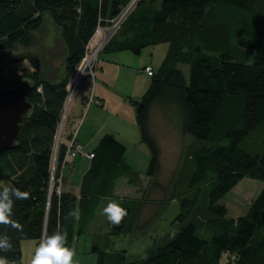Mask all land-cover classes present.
Segmentation results:
<instances>
[{
  "label": "trees",
  "instance_id": "16d2710c",
  "mask_svg": "<svg viewBox=\"0 0 264 264\" xmlns=\"http://www.w3.org/2000/svg\"><path fill=\"white\" fill-rule=\"evenodd\" d=\"M132 1L0 0V53L26 47L41 30L44 15L60 30L66 50L62 79L58 74L46 79L41 62L28 59L32 71L24 81L30 86L26 100L32 109L14 145L0 157V187L12 184L30 193V199L15 201L13 207L12 219L23 230L0 225V233H7L13 245L12 252L0 255L13 264H22V242L39 244L57 230L67 231V246L73 248L100 200L113 196L118 180L138 184V173L124 161L125 147L105 135L91 152L79 199L49 190L52 158L56 156L54 181L64 165L66 148L59 144L55 150V135L69 77L96 29L111 26ZM158 45H167L165 58L152 69L141 100L128 101L140 143L149 152L146 177L156 178L160 170L161 153L151 131L155 108L171 112L179 132L199 143L184 179L189 194L176 198L179 213L171 222L172 237L154 242L132 262H127L126 251L107 253L93 245L95 264H221L224 254L228 264H264V188L235 220L219 205L245 178L264 183V0H137L100 53L139 56ZM11 64L3 65L2 88H11L3 77ZM183 66L189 70L187 81ZM141 204L122 200L119 205L127 216L119 227L107 221L108 235L145 231L136 225ZM74 209L79 220L68 216Z\"/></svg>",
  "mask_w": 264,
  "mask_h": 264
},
{
  "label": "rangeland",
  "instance_id": "374dc122",
  "mask_svg": "<svg viewBox=\"0 0 264 264\" xmlns=\"http://www.w3.org/2000/svg\"><path fill=\"white\" fill-rule=\"evenodd\" d=\"M25 1H28L29 4L31 3V0ZM136 1L137 0H133L130 5L123 11V13L128 11L130 7H134ZM132 10L133 8L130 9L127 13H130ZM118 20L119 18L116 19V22ZM119 27L120 25L117 26L116 31L119 29ZM111 28L112 27H110L109 29L108 27L103 28V32L101 33V35H107L110 32ZM39 29L41 30L35 31L33 33V37L30 38V42L26 47H16V49L11 53L5 54V63L12 61V64L7 65L6 69L4 70L3 77L5 79L6 86L13 88L24 80L28 81L27 76H29L30 72L32 71V66L28 59L34 61L38 60L39 62H41V66L45 73L44 76L48 80L54 79L53 77H55V75L57 74L61 79L64 76L63 60L65 58V49L63 48L62 40L60 38V30L54 26L52 20L47 15L43 16V22ZM98 39L100 38L94 37L92 41L93 44L90 49L91 52L94 50L96 45H98V42L100 41ZM161 49H165V47L163 46V48ZM150 51V48H146L144 49V51H142V54L140 56H134L128 52L127 53L132 57L133 61L143 59L145 64L152 63L153 67L157 69L158 65L156 64V62L161 59H157V56H155V60L153 61L149 56L151 53ZM100 54L101 53L99 51L98 58ZM89 55L90 54H88V56ZM84 56L81 61H83ZM159 62L160 61H158V64ZM180 70L182 71L187 81L189 78L188 67H180ZM148 80L150 79L148 78ZM86 81L91 82V84L94 83L93 80L89 78H87ZM140 100L141 98L137 101ZM68 111L69 109L65 114V122L61 134L59 135L60 138L56 139L55 136V150H57L58 142L59 144H63L62 136L65 129ZM176 119L175 117H173V114L171 112H168L161 108H155L153 110L151 117V131L157 141L161 153L159 173L156 178H148L145 176L146 167L141 168L140 166L135 165V169L140 172L139 174L146 178L142 179L139 176L140 179L136 186H130L127 184V181L124 180V182L122 181L121 186L119 185L118 187L116 201H119L120 199H128L130 201L142 202V207L137 214L138 217L136 225L139 229H143L144 227H146L145 231H142L140 234L138 232L132 236H116V240L112 245L103 246V248H106H104V251L108 253H118L120 251H126L128 255L127 262H132L139 256H142L147 251V249H149L150 246L159 239L170 238L174 235V231L171 228V222L179 213L176 198L184 194H189L185 187L186 185L184 179L190 174L191 171V155L197 148H199L200 145L190 136L183 135L179 132L177 126L175 125ZM73 138L74 137H72V139ZM72 139L65 148L71 145L70 143H72ZM81 148L84 154L88 153L84 150L83 147ZM144 149L149 155L148 150H146L147 148L144 147ZM66 152L67 150L65 149V153ZM84 154L79 157H85ZM11 158L12 157H10V159ZM67 159H69L70 161H74L76 157L74 159ZM55 160L56 156L51 162V168L53 169V172L55 170ZM133 160L134 156L132 153H130V157L127 156V161L129 164H131V162L133 163ZM63 163L64 165H66V160H64ZM57 180H53L54 188H52V190H54L55 193L59 195L62 191L60 189V193L58 194L56 187H59L58 184L61 185V179L59 178V182H57ZM263 188L264 183L245 178L219 202V205L226 208L228 219L235 220L247 213L248 209L251 206V203L259 195ZM101 214L102 212L100 211L99 215ZM150 220L153 221L151 224L149 223ZM99 221L100 220H98L95 224L94 229H99L100 231H102L104 226ZM89 241L90 239L88 237L82 238L80 240L78 251L76 252L74 257V264H95V255L82 254L83 243ZM107 242L108 241L105 242L102 239L100 248L103 249V243L107 244ZM21 245V252H23L25 258H28L29 254L31 255L30 249H33L34 247V241H24V243H21ZM97 245L99 246V244ZM32 257L33 254L31 258ZM228 259L229 255L224 254L220 263L228 264ZM230 260L231 263L235 262V260Z\"/></svg>",
  "mask_w": 264,
  "mask_h": 264
},
{
  "label": "crops",
  "instance_id": "0c3cea01",
  "mask_svg": "<svg viewBox=\"0 0 264 264\" xmlns=\"http://www.w3.org/2000/svg\"><path fill=\"white\" fill-rule=\"evenodd\" d=\"M163 46L165 49H161ZM150 49L149 56L153 61L155 56H157V59H161L158 60L160 61L159 64L158 61L156 62L159 67L165 58L167 45H158L150 47ZM128 53L106 54L101 52L96 64L94 83L91 84L89 81L83 83L69 107L62 143L66 147L74 137L78 145L83 147L86 152L91 153L102 137L105 135L111 136L125 147L124 161L126 165L143 179L146 177L139 174L140 172L135 169V165L147 169L149 155L144 149L145 146L140 143L139 131L135 122V110L128 99L137 101L142 98L148 89L150 85L148 78L150 79V77L143 73V69L145 67H151L154 71L157 69L153 67L152 63L145 64L143 59L133 61ZM90 98L96 102L89 103ZM130 153L134 156L131 164L127 161V156L130 157ZM66 163V165H63L59 176L61 179L60 189L62 192L71 193L79 199L84 176L90 167V159L77 157L74 161L67 159ZM122 181L124 182V180L117 181L111 198L100 200L84 235L74 240L73 249L75 254L82 238L88 237L90 239L89 242L83 243L82 254L86 255L91 254L90 248L93 245L99 244L100 247L102 239L105 242L108 241L107 244L103 243L102 248L115 242L116 237L108 235L106 228L108 220L103 214V209L109 202L114 201L119 204L123 200L116 201L118 187L121 186ZM100 211L102 212L101 215H99ZM98 220L104 226L102 231L94 229ZM36 246H38V243L34 241V247L30 249L31 255L29 254L28 258H25L23 252H21L22 264H31V256L34 255ZM104 248L100 249L104 251Z\"/></svg>",
  "mask_w": 264,
  "mask_h": 264
},
{
  "label": "clouds",
  "instance_id": "9594fccd",
  "mask_svg": "<svg viewBox=\"0 0 264 264\" xmlns=\"http://www.w3.org/2000/svg\"><path fill=\"white\" fill-rule=\"evenodd\" d=\"M82 12L83 9H80ZM30 199V193L21 191L12 184L0 187V225L22 231V225L12 219L14 202ZM103 214L107 217L109 224L119 227L124 217L127 216L126 209L112 201L103 209ZM68 216L79 220L80 213L74 209ZM68 245V233L66 230L54 231L51 235H45L36 247L31 259V264H74L75 250ZM13 251L11 238L7 233H0V252L9 253ZM0 264H13L6 255H0Z\"/></svg>",
  "mask_w": 264,
  "mask_h": 264
},
{
  "label": "built area",
  "instance_id": "2783aa9c",
  "mask_svg": "<svg viewBox=\"0 0 264 264\" xmlns=\"http://www.w3.org/2000/svg\"><path fill=\"white\" fill-rule=\"evenodd\" d=\"M132 8L133 7H130V9H132ZM125 13L119 18V20L117 22H116V20L111 22V26H109L108 29L110 27H112V28L110 29V32L107 35H101V33L103 32V28L98 27L95 31L94 36L90 40V42L87 44V46H85L84 59L74 69V71L72 72L71 76L69 77V80H68L67 85L65 87L66 98H65V102H64V106H63V110H62L63 114H61L62 118H60V122L57 126L58 129H56V132H57V134L55 135L56 139L60 138L59 135L61 134V131H62L63 126H64V122H65V114H66L67 110L69 109L71 102L74 99V96H75L77 90L81 87V85L83 83H85L87 78L94 81L98 53H99V51H101L103 45L110 39V37L113 35V33L116 32L117 26H119L121 24V22L123 21L125 16L128 14V13L127 14H125ZM94 37L100 38V39H98L100 41L98 42V45H96L94 50L91 52L90 49H91V46L93 44L92 41H93ZM88 54H90V55L88 56ZM143 73L146 74L148 77H151L153 74V70L151 67H145ZM38 91H40V89H38ZM89 103H94L92 98H90ZM71 142H72V143H70L71 145H69L66 148L67 152L65 153V159L64 160H67V158L74 159L75 157L77 158V157L81 156L82 154H84L82 148L78 144H76V142L74 141V138L72 139ZM58 144H59V142L57 143V146H58ZM84 155H85L86 159L93 158V155L91 153H86ZM54 158H55V156H54ZM54 158H52V160ZM52 172H53V169L50 168V184H49L50 192L52 191V188H54V184H53V173L54 172L53 173ZM58 180H57V182H59ZM58 186L59 187H56V190H57V193L59 194L60 193V185L58 184ZM42 238H44V236ZM231 259L234 260L233 257H231Z\"/></svg>",
  "mask_w": 264,
  "mask_h": 264
},
{
  "label": "water",
  "instance_id": "95a60500",
  "mask_svg": "<svg viewBox=\"0 0 264 264\" xmlns=\"http://www.w3.org/2000/svg\"><path fill=\"white\" fill-rule=\"evenodd\" d=\"M4 63L5 54L0 53V75L3 73ZM29 89L30 86L26 81L20 82L13 88L0 87V157L12 148L23 130L26 116L32 109L31 104L26 100ZM1 173L0 167V176Z\"/></svg>",
  "mask_w": 264,
  "mask_h": 264
}]
</instances>
